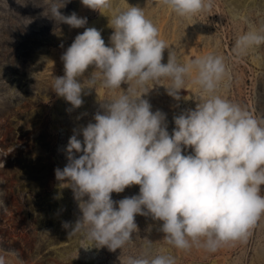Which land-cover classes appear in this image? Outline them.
<instances>
[{
    "label": "rangeland",
    "instance_id": "obj_1",
    "mask_svg": "<svg viewBox=\"0 0 264 264\" xmlns=\"http://www.w3.org/2000/svg\"><path fill=\"white\" fill-rule=\"evenodd\" d=\"M0 0V257L5 264H128L129 258L158 255L174 259L175 264H264V215L246 241H230L209 251L203 241L189 249L169 244L160 231L162 221L151 215L135 217L137 231L121 249L99 247L87 235V227L69 236L82 213L67 181H58L55 169L68 163L66 146L74 130L79 133L102 105L131 89L142 92L135 81L121 88H105L100 79L87 88L95 71L89 66L78 82L84 83L80 108H72L53 91L54 77L65 75L61 57L85 28L101 32L111 46L114 29L110 21L131 6L143 9L145 17L159 31L164 50L180 65L190 66L184 76L180 99L168 95L169 78L149 82L147 99L152 111L166 114L171 135L174 117L209 98L195 83L193 61L212 55L223 58L226 73L218 83V95L264 121V43L235 49L242 35H264V0H205L198 14L179 16L163 0H111L108 9L92 10L81 0ZM64 15L86 17L82 28H71L51 15L52 4ZM66 5L63 7V5ZM83 145V136L78 135ZM192 149L184 150L191 154ZM82 153H75L78 158ZM139 185L111 193L113 201L139 195ZM260 194L264 196V186ZM84 199H87L85 197ZM114 207H118L114 204Z\"/></svg>",
    "mask_w": 264,
    "mask_h": 264
},
{
    "label": "clouds",
    "instance_id": "obj_2",
    "mask_svg": "<svg viewBox=\"0 0 264 264\" xmlns=\"http://www.w3.org/2000/svg\"><path fill=\"white\" fill-rule=\"evenodd\" d=\"M68 2V0H67ZM66 2V3H67ZM63 5V7L66 5ZM92 10L108 9L111 0H81ZM179 16L198 14L205 0H163ZM52 4L51 15L71 28H82L86 17L64 15ZM100 12V11H99ZM114 29L111 46L101 32L85 28L63 53L65 75L54 77L53 91L72 108H80L84 83L78 82L89 66L95 71L87 88L100 79L105 88H121L135 81L143 91L131 89L102 105L80 132L74 130L66 146L68 163L56 168L58 181H67L78 203L81 217L69 229L74 235L87 227L88 238L110 251L121 249L136 232L135 217L151 215L162 221L160 231L178 249L194 244L215 251L230 241H246L264 215V121L218 95V83L226 73L223 58L206 56L193 61L195 83L209 94L194 110L175 116L172 134L165 124L166 114L147 99L149 82L171 80L168 95L180 99L184 76L190 66L176 62L169 52L162 63L166 45L159 31L140 7L131 6L110 21ZM264 43V35L249 32L236 41L235 51ZM78 135L83 136V145ZM191 148V154L184 150ZM75 153H82L77 158ZM139 185V195L113 201L111 193ZM87 197V199H84ZM117 204L118 207H114ZM0 264H5L0 257ZM128 264H175L173 258H129Z\"/></svg>",
    "mask_w": 264,
    "mask_h": 264
}]
</instances>
